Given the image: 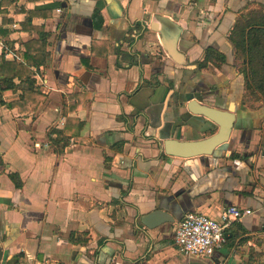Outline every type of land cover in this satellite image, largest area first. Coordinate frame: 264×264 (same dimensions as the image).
Segmentation results:
<instances>
[{"label":"crops","instance_id":"0c3cea01","mask_svg":"<svg viewBox=\"0 0 264 264\" xmlns=\"http://www.w3.org/2000/svg\"><path fill=\"white\" fill-rule=\"evenodd\" d=\"M52 4L50 18L33 21L49 34V58L34 75L47 99L26 114L8 106L20 91L4 94L5 105L0 99V264H264V100L243 102L245 77L228 40L245 7L264 0H18L0 11V62L20 58L39 37L22 29L29 11ZM99 5L101 29L93 20ZM156 15L181 28L183 65L145 28ZM209 47L227 61L199 69ZM189 98L236 115L214 155L163 150L166 139L218 132L187 112ZM66 128L72 140L57 151L50 132ZM229 206L245 213L234 221L242 225L234 244L211 258L176 248L185 214L219 220ZM155 211L174 222L145 228L141 217Z\"/></svg>","mask_w":264,"mask_h":264},{"label":"trees","instance_id":"16d2710c","mask_svg":"<svg viewBox=\"0 0 264 264\" xmlns=\"http://www.w3.org/2000/svg\"><path fill=\"white\" fill-rule=\"evenodd\" d=\"M16 1L18 0H0V11L3 7L11 6ZM36 1L29 0V2ZM57 6L58 4L40 6L29 11L28 17L22 23V29L36 31L39 37L24 44L25 51L20 58L11 61L2 58L0 62L1 103L6 104L2 99L4 94L20 91L19 99L9 103L8 106L17 109L21 114L28 113L32 107L38 106L47 99L46 95L37 86L34 75L41 67L46 65L49 58V34L44 31L43 26L34 25L33 21L38 18H50ZM101 8L102 6L99 5L93 16L94 25L97 29H101L104 24ZM247 9L248 6L237 17L228 40L235 48V63L239 65V73L245 77V92L242 100L244 103L254 105L264 100V4L258 5L256 9L246 11ZM13 47L14 44L9 50ZM226 61V56L222 52L209 47L205 50L203 61L198 63V68L205 69L209 64H214L220 68ZM71 98L79 100V105L75 106V109H78L81 101L80 95H73ZM82 126L80 123L78 132ZM67 132L68 129L65 132L58 130L50 132V141L57 151L63 150L72 140ZM10 178L17 188L22 187L18 174H11ZM241 229L242 225L233 222L232 227L229 229L232 237L227 243L234 244V241L240 236ZM242 232L244 233V231ZM75 236V234H71V241L75 240ZM16 262L17 259L9 264H15Z\"/></svg>","mask_w":264,"mask_h":264},{"label":"water","instance_id":"95a60500","mask_svg":"<svg viewBox=\"0 0 264 264\" xmlns=\"http://www.w3.org/2000/svg\"><path fill=\"white\" fill-rule=\"evenodd\" d=\"M145 28L149 26L152 32L159 34L163 48L167 55L178 65L185 62V53L179 49L182 30L170 19L156 15L153 21L150 16L144 21ZM187 112L192 115L202 116L218 126V132L212 136L198 141H181L174 138L166 139L163 150L170 157L191 159L200 156H211L216 150L229 142L234 129L236 115L227 110H220L205 104H201L195 98H189L182 103ZM174 219L163 211H155L141 217V224L149 229L155 230L165 224L173 223ZM227 238L230 234H226Z\"/></svg>","mask_w":264,"mask_h":264},{"label":"built area","instance_id":"2783aa9c","mask_svg":"<svg viewBox=\"0 0 264 264\" xmlns=\"http://www.w3.org/2000/svg\"><path fill=\"white\" fill-rule=\"evenodd\" d=\"M57 13H61V9ZM38 148L43 149L44 146ZM244 215L236 206L227 207L219 220L200 212H188L178 223L174 244L186 255L211 258L227 242L226 234L232 223L241 220Z\"/></svg>","mask_w":264,"mask_h":264}]
</instances>
